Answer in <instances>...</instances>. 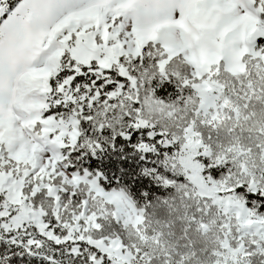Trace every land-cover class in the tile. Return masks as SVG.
Masks as SVG:
<instances>
[{
  "label": "snow or ice",
  "instance_id": "6c2138e0",
  "mask_svg": "<svg viewBox=\"0 0 264 264\" xmlns=\"http://www.w3.org/2000/svg\"><path fill=\"white\" fill-rule=\"evenodd\" d=\"M0 264H264V0H0Z\"/></svg>",
  "mask_w": 264,
  "mask_h": 264
}]
</instances>
